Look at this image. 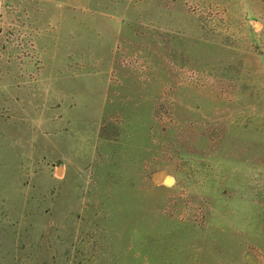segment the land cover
I'll list each match as a JSON object with an SVG mask.
<instances>
[{"label": "rangeland", "instance_id": "obj_1", "mask_svg": "<svg viewBox=\"0 0 264 264\" xmlns=\"http://www.w3.org/2000/svg\"><path fill=\"white\" fill-rule=\"evenodd\" d=\"M0 264H264V0H0Z\"/></svg>", "mask_w": 264, "mask_h": 264}, {"label": "water", "instance_id": "obj_2", "mask_svg": "<svg viewBox=\"0 0 264 264\" xmlns=\"http://www.w3.org/2000/svg\"><path fill=\"white\" fill-rule=\"evenodd\" d=\"M170 179H172V177L168 176L167 171H160L154 175V181L156 184H161V183H164L166 181H170Z\"/></svg>", "mask_w": 264, "mask_h": 264}, {"label": "bare ground", "instance_id": "obj_3", "mask_svg": "<svg viewBox=\"0 0 264 264\" xmlns=\"http://www.w3.org/2000/svg\"><path fill=\"white\" fill-rule=\"evenodd\" d=\"M172 181V180H171ZM167 182H170V181H167Z\"/></svg>", "mask_w": 264, "mask_h": 264}]
</instances>
